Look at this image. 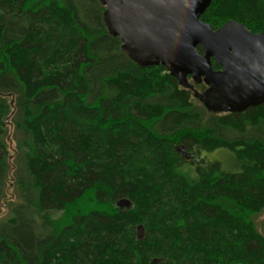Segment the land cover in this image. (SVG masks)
Wrapping results in <instances>:
<instances>
[{"label":"trees","instance_id":"obj_1","mask_svg":"<svg viewBox=\"0 0 264 264\" xmlns=\"http://www.w3.org/2000/svg\"><path fill=\"white\" fill-rule=\"evenodd\" d=\"M201 20L262 33L264 0ZM204 113L121 50L99 0H0V264H264V104Z\"/></svg>","mask_w":264,"mask_h":264},{"label":"water","instance_id":"obj_2","mask_svg":"<svg viewBox=\"0 0 264 264\" xmlns=\"http://www.w3.org/2000/svg\"><path fill=\"white\" fill-rule=\"evenodd\" d=\"M107 4L104 26L111 37H119L121 50L142 68L159 62L172 76L191 73L194 80L233 90L243 88L245 97L255 93L254 99H264V65L257 78L246 70L252 63L251 52L264 51V32L252 33L244 25L228 21L213 30L199 17L211 0H115ZM102 6L103 0H99ZM204 55L200 56L196 47ZM210 59L222 68L214 72ZM181 78V77H180ZM184 80L179 85L183 87ZM215 93H202L198 98L210 112L230 114L212 98ZM178 150L182 151L181 148ZM186 159L189 156L183 154Z\"/></svg>","mask_w":264,"mask_h":264},{"label":"flooded vegetation","instance_id":"obj_3","mask_svg":"<svg viewBox=\"0 0 264 264\" xmlns=\"http://www.w3.org/2000/svg\"><path fill=\"white\" fill-rule=\"evenodd\" d=\"M115 3H116L115 0H103V3H102L103 16L106 12L107 4H115ZM115 5H120V4L116 3ZM202 16H203V14L199 17V20L201 22L205 23L204 21L201 20ZM220 27L221 26H219L215 29H213V28L212 29L216 30ZM108 30L112 31L111 29L107 28L106 31L108 32ZM116 38L119 39L118 36ZM119 41H120V39H119ZM121 45H122V43H121ZM196 49H197V52L200 56L204 55V51L202 50V48L200 46H197ZM250 56L252 57L253 61H252V63H250L247 66L246 70L248 71V69H249L251 72H255L256 78H257L259 72L262 70V67L264 65V51L259 52V53L251 52ZM210 65H211V68L214 72L222 71V68L215 62L214 59H210ZM152 67H162L167 71L168 74H170V72L165 67H163L160 62L157 65H153ZM172 73H173L172 77H174L178 83H180L181 80H184L183 86H185V87H188L187 86L188 81H192L196 86L203 88V90H204L203 93H205V94L206 93H212V94L215 93L216 94L215 96L212 95V98L215 101V103H217L219 105V107L227 108L230 112H233L230 114H243V113H245V111L247 109L260 107L261 105L264 104L263 98L254 99L255 93L251 94V96L245 97L244 96V95H246L245 91L241 87L236 89V90H233L227 86L216 87L214 85L204 83L202 79L194 80L192 74L188 73V72L175 73V70L172 69ZM201 105H203V103H201ZM204 108H205V106H204Z\"/></svg>","mask_w":264,"mask_h":264},{"label":"rangeland","instance_id":"obj_4","mask_svg":"<svg viewBox=\"0 0 264 264\" xmlns=\"http://www.w3.org/2000/svg\"><path fill=\"white\" fill-rule=\"evenodd\" d=\"M215 28H217V27H213V29H215ZM187 86L189 88L183 86L182 87L183 90L188 91L190 93V98L193 101V104H195L196 106H198L201 110H204L205 111V113H204V117L205 118L204 119H208V117L210 115H214L215 117H217V116L219 117V116L225 115L224 112H217V113L210 112L206 108H204L203 105H201V101H200V99L198 97L204 92V90H203L202 87H201L202 88L201 89L199 86H196L192 81H188ZM262 116H263V119H264V115H262ZM7 132L8 133L5 135V143H6L8 152L11 155L15 151L16 143H15V141L13 139V130H12V127L10 125H7ZM191 151L195 152L196 149H192ZM198 155L203 160H205L206 163L214 162V161H219L220 163H222V166L225 164L223 159L226 156L222 152L214 151L213 153H205L203 151H200V152L198 151ZM11 190H12V188L8 189V191H7V199L3 203V206L1 208L0 216L5 215L6 212H7V206H8L7 203L9 202V199L11 198V193H12ZM59 215L60 214H56V213H52L51 214L52 218H57ZM255 223H256V227H257L258 231L264 236V211L261 212L257 216V218L255 220Z\"/></svg>","mask_w":264,"mask_h":264}]
</instances>
